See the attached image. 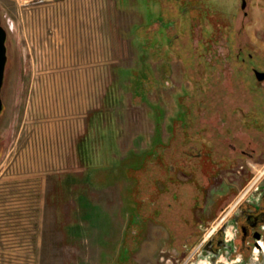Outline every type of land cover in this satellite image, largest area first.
I'll return each mask as SVG.
<instances>
[{
  "label": "rangeland",
  "instance_id": "obj_1",
  "mask_svg": "<svg viewBox=\"0 0 264 264\" xmlns=\"http://www.w3.org/2000/svg\"><path fill=\"white\" fill-rule=\"evenodd\" d=\"M212 1L215 5L220 3L227 16L210 17L214 24L211 35L195 24L191 41L194 48L185 51L179 48L183 57L187 50L193 49L198 56V41L207 42L209 46L203 52L207 71L202 80L206 81L208 91L203 94L195 90L193 95L189 90L173 92L181 94L182 104L176 111L179 120L186 121L185 110L201 98V107L191 112L196 123L192 129L205 130L203 134L214 143V150L226 152L231 159L229 165H233V170L228 169L221 182L213 183L206 194V209L212 207L216 213L207 226L208 232L217 226V212L223 209V203L215 207V199L223 200L227 194L230 206L236 201V194L228 191L237 186L234 161L241 150L255 148L260 155L254 157V163H264V82H257L252 72L264 71V10L253 4L247 19L242 11L235 14L236 0ZM184 2L189 3L188 0H45L24 4L20 0H0L1 24L7 31L0 114V264L139 263L133 259L137 251L130 245H122L125 238L133 237L131 228L142 227L141 223L136 225L140 212L132 195L135 178L126 177L124 169H114L112 175L103 172L104 169L85 174L86 169L77 158V142L87 137L92 151L101 140L98 137L111 131L107 143L118 137L122 154L127 152L131 156L143 151V141L148 142L156 135L154 132L159 128L153 123L156 111L137 102L138 97L132 96L129 89L121 104L113 105L111 111L106 102L111 103L112 84L128 83L126 69L138 68L139 27L150 29L158 22L154 35L161 45H169L171 38L166 34L169 26L163 19L164 12L177 16ZM198 2L200 6L207 5L206 0ZM154 39L149 37L147 41L148 53ZM189 40L188 37L185 45ZM173 42L176 45L180 40L175 38ZM162 57L170 58V52H163ZM172 66L173 78H177L183 66L178 60ZM156 91L152 97L158 100L163 95H156ZM173 99L168 94V107L176 103V99L172 103ZM173 109L174 105L167 116L174 114ZM164 111L162 106L158 112L162 119ZM96 112L102 116L101 127L106 128L99 133L89 126V119ZM108 116L113 117L115 128H111L114 123L105 122ZM166 132L163 130L162 136ZM154 143L145 146L149 150L141 153V158L151 160L156 156L157 143ZM128 163L135 164V160L132 158ZM130 168L137 170L139 166ZM149 185L148 190L156 194L154 182ZM177 192L182 201L198 191L180 187ZM179 201L174 200L170 208L161 202L156 205L162 206L160 209L168 220H177L174 222L179 235L185 237L188 224L184 221L191 214ZM166 227L162 225L160 229ZM150 230L154 234L159 232L154 224ZM226 232L233 236L235 230L229 227ZM203 235H197L195 249ZM142 236L138 234L134 240ZM148 237L146 249L138 251L143 254L142 264H155L157 247L160 249L162 243L155 240L156 236ZM224 238L229 236L225 234ZM199 257L195 256L196 264L201 262ZM227 259L225 255L210 264L219 260L231 264Z\"/></svg>",
  "mask_w": 264,
  "mask_h": 264
},
{
  "label": "flooded vegetation",
  "instance_id": "obj_2",
  "mask_svg": "<svg viewBox=\"0 0 264 264\" xmlns=\"http://www.w3.org/2000/svg\"><path fill=\"white\" fill-rule=\"evenodd\" d=\"M188 1L190 4H185L184 2L177 16L170 15V11L164 12L163 19L169 26L166 34L168 33L171 38L169 45H161L158 40L159 37L154 35L159 27L158 22H154L150 29L146 27L142 28V26L139 27L141 29L139 35L141 53L139 55L138 68H127L128 83L122 85L116 82L109 89V100L111 103L106 102V105H110V111L113 105L121 104L120 100L124 98L123 96L127 89L132 91V96L138 97L137 102L150 108V111H156V118L153 121L154 126L159 127L154 132L156 135L150 138L148 142L143 141V151L139 150V153H133L131 156L126 155L128 154L127 152L126 154H122V151L119 149L118 137H113V142L107 143V138L110 137L111 131H108L109 135L107 136L103 134V136L100 135L98 137V140H101H99L94 149L92 148V151L91 143L90 141L88 143L86 137L77 142V158L80 164L84 166V169H86L84 171L85 174L90 170L104 169L103 172L112 175L114 174V169H124L123 173L126 177L135 178L136 182L134 183L132 195L137 204L136 207L140 212L136 225L141 223L142 227L138 229L131 228L130 235H133V237L125 238L122 245L125 244L127 247L130 245V248L134 252L137 251V254H133V259L136 262L139 261L138 264L143 263L141 259L143 254L138 250L142 249L144 251L146 249L145 246L149 240L148 236H156V238H153L158 243L160 241L163 244H161L160 249L159 245L157 247V260L153 261L155 264H196L195 256H200V264H210L219 258H224L225 255L228 258L227 261H232L231 264H264V163H254V157L260 155L255 151V148L242 149L238 157H236L234 169L237 175V182L235 180L237 186H231L228 191L230 194H233V192L236 194V201L234 205L230 206L227 194H225L226 196L223 200H221L220 196V199H215V207L221 206L223 203V209L220 210V213L217 212L219 214L218 218L216 217L218 224L215 227L217 228L221 223L223 225L218 227V229L214 227L211 231H206L211 218H214L216 215V213H213L212 207L206 209L208 206L207 200H205L206 194L213 183L221 182L220 178L228 169L233 170V165L231 163L229 165L231 159L228 158L226 152L222 153L221 151L214 150V143L209 140L208 136L203 134L205 130L201 132L192 129L196 123L191 118V112L201 107V98H197L192 103L189 102L190 107L185 110L187 112L186 121L179 120V118H176V111L177 107L182 104L179 98L181 94L178 96L173 92L174 89H182L186 92L189 90L192 95L195 90H201L203 94L204 92L207 93V83L202 80L207 71V61L203 52L207 50L209 45L206 44L207 42H202L203 44H201L198 41L196 49L197 53H199L198 56L194 55L193 49L192 51L187 50V55L183 57L181 52H179V48L183 51L186 48H194L191 41L193 40L192 33L193 29H195V24L200 27L202 32L211 35L214 24L210 20V17L215 14L220 16L227 15L224 14L222 5L220 3L218 5L212 4V0H206L207 5L204 6H200L199 0ZM253 4L259 9L264 10V0H236L235 14L238 11H242L243 16L248 19L251 15L249 10ZM142 21L141 14V23ZM150 32H153L151 36H149ZM153 36L155 43L149 44L148 53L147 41L149 37ZM188 37L190 40L185 45ZM175 38L180 40L176 45H174L175 41L173 42ZM252 39L253 43H255V36ZM167 50L170 52V58H161L162 53H167ZM240 57V55L237 56L238 59ZM176 60L182 64L183 70L182 72L180 71L177 78H173L175 73L172 64ZM188 63L190 66H188ZM164 67L167 68L166 73L163 70ZM255 71L259 70H252L255 80L257 82H264V79L259 80L256 77ZM259 72L264 73V71ZM120 89H123L124 92L119 91ZM155 89H157L156 95H163H158L159 101L152 97ZM167 93L170 97L174 98L172 103L176 99V103L170 104V107H168L169 102L166 101V99L168 100ZM118 97L119 99H117ZM112 99L113 101H117V103H112ZM173 105L174 114L167 116V111L171 110ZM162 106L166 109L164 111V119L158 115ZM101 117L96 112L89 119V126L92 125L97 130V133L100 130H106L104 126L101 127ZM105 122L107 124L114 123L113 117L108 116ZM111 128H115V123ZM165 129L167 131L166 136H162V131ZM141 137L140 140L143 139V136ZM154 142L157 143L155 148L156 156L151 160H144V156L141 158L140 156L149 150V146H145L147 144L154 146ZM114 149L116 151L113 152ZM132 158L135 160V164L128 163ZM247 160L251 161L252 165L248 164ZM118 161H121V163H118ZM115 163L118 164L115 165ZM137 165L139 166L137 170L130 168V166ZM79 175L82 180L78 184L82 187V190H79V195L81 196L83 191V171ZM121 179L123 180V177ZM153 182L156 194L151 192L152 190H148L151 187L149 183ZM180 187H193L198 192L190 195L189 198L184 196L187 200L183 199L179 201L177 190ZM174 200L185 204V207L187 206L189 209L186 211L187 214H191L184 221L188 224L185 237H182L181 234L179 235L175 223L177 220H168L163 210L160 209L162 206L156 205L161 202L164 203L163 205L166 208H170L174 206ZM229 206L230 208L228 209ZM152 224L157 226L159 232L155 234L151 232L150 226ZM162 225L167 226L165 230L160 229ZM229 227L235 230L233 236H230L229 232H226ZM204 233H206L205 236L203 235ZM138 234L143 236L140 240L137 239L135 241L134 238ZM198 234L203 235V237L195 249ZM225 234L229 236L228 239L224 238ZM138 240L139 242L137 243ZM124 250L127 251L126 249ZM96 260L98 262V256ZM219 261L216 264H223V262Z\"/></svg>",
  "mask_w": 264,
  "mask_h": 264
},
{
  "label": "water",
  "instance_id": "obj_3",
  "mask_svg": "<svg viewBox=\"0 0 264 264\" xmlns=\"http://www.w3.org/2000/svg\"><path fill=\"white\" fill-rule=\"evenodd\" d=\"M6 41H7V31L2 26L1 17H0V114L3 108L1 91H2V86L4 82L5 67H6V62H7ZM255 75L259 80L264 79L263 72L255 71Z\"/></svg>",
  "mask_w": 264,
  "mask_h": 264
},
{
  "label": "built area",
  "instance_id": "obj_4",
  "mask_svg": "<svg viewBox=\"0 0 264 264\" xmlns=\"http://www.w3.org/2000/svg\"><path fill=\"white\" fill-rule=\"evenodd\" d=\"M20 1H22V3L24 4H28V3L42 2L45 0H20Z\"/></svg>",
  "mask_w": 264,
  "mask_h": 264
}]
</instances>
